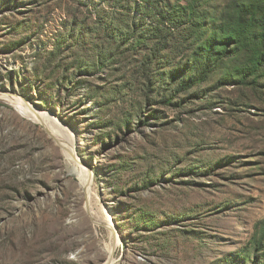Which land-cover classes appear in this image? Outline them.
<instances>
[{"label": "rangeland", "instance_id": "374dc122", "mask_svg": "<svg viewBox=\"0 0 264 264\" xmlns=\"http://www.w3.org/2000/svg\"><path fill=\"white\" fill-rule=\"evenodd\" d=\"M149 1L0 0V264H264V78L217 88L220 71L204 99L176 106L115 95L135 52L115 44L112 19ZM17 99L73 137L112 229L94 222L54 127Z\"/></svg>", "mask_w": 264, "mask_h": 264}, {"label": "trees", "instance_id": "16d2710c", "mask_svg": "<svg viewBox=\"0 0 264 264\" xmlns=\"http://www.w3.org/2000/svg\"><path fill=\"white\" fill-rule=\"evenodd\" d=\"M205 1L161 5L151 0L141 5L138 17L125 11L121 14L124 22L112 19L109 29L114 43L128 45L135 52L128 60L130 79L120 90L114 89L115 95L122 99L128 90L141 96L140 106H176L181 94L204 99V85L220 71L224 74L217 88L258 84L264 78V0H230L214 11L200 9L199 3ZM93 33L91 29L87 37L93 38ZM173 56H181L179 64ZM172 85H177L176 89ZM153 96L160 101H152ZM114 100L112 105L119 99ZM149 116L159 118L157 111ZM148 121L144 119L143 124L148 125ZM141 220L136 216L137 222ZM258 235L254 254L264 251V225Z\"/></svg>", "mask_w": 264, "mask_h": 264}, {"label": "bare ground", "instance_id": "6f19581e", "mask_svg": "<svg viewBox=\"0 0 264 264\" xmlns=\"http://www.w3.org/2000/svg\"><path fill=\"white\" fill-rule=\"evenodd\" d=\"M18 99L15 101V103L17 104L19 109L22 110L24 115L30 117L31 119L37 120L42 124L47 125L48 128L54 127V129L50 128V131L54 132V135L57 138L56 139L57 143L60 144V146L63 150V153H64L65 157L67 158L66 159L67 164L70 166H73L72 168L74 169V172L76 170L75 173L79 178L81 189L85 193L87 209L91 213V216H92L94 222L96 224H99V225L108 226L110 229H112L111 226L113 223V217L111 216L110 213L107 214L106 218H102L100 215H98V213L96 214L93 211V210H95L93 208L94 207V204H93V195L94 194H93V188L91 185L90 172H88L87 169L82 166L83 163L81 162L80 159H78L76 157L73 137L70 136L69 133L65 132V129L60 127L59 124L56 123V121H54L52 119V117H50L47 113H43L41 111H38L35 108H33L31 105H28L26 103L24 104L21 99L20 100H18ZM57 126L59 127V129L57 128ZM111 234L114 237V234L113 233H111ZM106 264H112V256L111 255L108 258Z\"/></svg>", "mask_w": 264, "mask_h": 264}]
</instances>
